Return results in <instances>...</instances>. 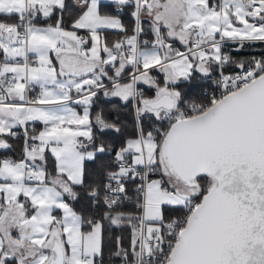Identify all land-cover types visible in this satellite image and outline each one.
Listing matches in <instances>:
<instances>
[{"label": "snow or ice", "instance_id": "1", "mask_svg": "<svg viewBox=\"0 0 264 264\" xmlns=\"http://www.w3.org/2000/svg\"><path fill=\"white\" fill-rule=\"evenodd\" d=\"M0 264H264V0H0Z\"/></svg>", "mask_w": 264, "mask_h": 264}]
</instances>
